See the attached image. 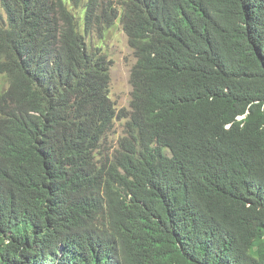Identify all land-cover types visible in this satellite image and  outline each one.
I'll return each instance as SVG.
<instances>
[{"label": "trees", "instance_id": "1", "mask_svg": "<svg viewBox=\"0 0 264 264\" xmlns=\"http://www.w3.org/2000/svg\"><path fill=\"white\" fill-rule=\"evenodd\" d=\"M120 1L0 0V264H264V0Z\"/></svg>", "mask_w": 264, "mask_h": 264}, {"label": "rangeland", "instance_id": "2", "mask_svg": "<svg viewBox=\"0 0 264 264\" xmlns=\"http://www.w3.org/2000/svg\"><path fill=\"white\" fill-rule=\"evenodd\" d=\"M70 4H76L75 0H68ZM86 2V0H85ZM103 2V0H102ZM120 0H111V4H120ZM82 16V14H80ZM92 50L101 49L111 61L110 99L117 111L125 109L129 112L132 99L131 73L137 62L133 49L129 46L128 38L123 30L120 20L111 28L101 33H93L88 38ZM125 119H117L110 132L107 133L101 152L97 158L105 160V155L110 156L119 149L120 141L127 136Z\"/></svg>", "mask_w": 264, "mask_h": 264}]
</instances>
